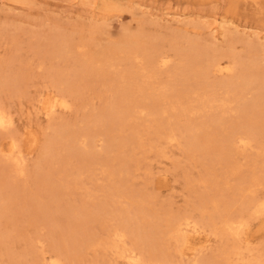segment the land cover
I'll return each mask as SVG.
<instances>
[{"label": "rangeland", "instance_id": "1", "mask_svg": "<svg viewBox=\"0 0 264 264\" xmlns=\"http://www.w3.org/2000/svg\"><path fill=\"white\" fill-rule=\"evenodd\" d=\"M249 57L264 74V0H0V107L10 119L0 129V264H132L120 253L131 249L142 264H225L221 252L236 243L230 264H264V213L231 240L212 233L202 208L253 175V194L264 198L255 141L219 157L241 101L219 83L239 73L227 71L235 58ZM218 59L223 72L205 76L216 101L197 105L199 71ZM88 61L96 77L81 81ZM137 88L143 96L130 97ZM52 96L69 108L48 115ZM125 106L134 118L113 126ZM156 113L162 124L174 119V140L160 137L168 130ZM199 127L204 149L195 151L189 138ZM126 138L140 142L122 146ZM143 204L162 226L158 246L131 225L119 250L91 246ZM184 215L198 223L187 233L194 251L165 228Z\"/></svg>", "mask_w": 264, "mask_h": 264}, {"label": "bare ground", "instance_id": "2", "mask_svg": "<svg viewBox=\"0 0 264 264\" xmlns=\"http://www.w3.org/2000/svg\"><path fill=\"white\" fill-rule=\"evenodd\" d=\"M217 28V27H216ZM216 28L214 30H216ZM218 28L221 29L219 25ZM193 49L194 52H199L202 55V51L199 48L189 47L188 51ZM64 51H67L65 48ZM112 53L113 50H110ZM112 55V54H111ZM107 59V58H106ZM161 63L166 64V60L163 56L160 57ZM258 57H249L248 60H240L238 58L234 59L230 68H227L229 72H237L236 77L231 81L220 82L219 85L229 93H233L235 96H238L241 101L237 104V119L232 121V124L229 128L227 136L223 138V147L220 150L219 157L220 162H225L229 157H231L232 153L236 150L239 143L243 145H248L250 142L255 141L258 145V156L262 160L260 171L264 172V74H261L258 70ZM111 64V62H110ZM189 68L191 65L188 66ZM225 67H223V63L220 59L212 60L209 62V65L205 67V71H199V76L203 79V84L205 86L197 88V92L195 96V103L198 105L210 104L213 100L216 101L215 94L209 95L207 92L208 88L212 90L215 89L212 85H206L205 76L214 72H223ZM96 68L93 66V62L82 63L80 70H78L77 74L80 75L81 81L86 79H91L96 77ZM69 77H64L66 80V84H70L71 80ZM206 82V83H205ZM210 84V83H209ZM209 90V89H208ZM210 91V90H209ZM126 92V88H125ZM139 94L141 97L145 93L143 89L137 88L129 92L130 97L132 94ZM246 95H250V99H245ZM150 99H153V96H146V101L148 102L147 108H152L153 104L150 103ZM131 102L135 99H130ZM136 110L141 109V106L135 105ZM57 108L68 109L69 104L65 97L61 99L57 96H52L50 101L46 105L47 114H53ZM130 106H125L123 111L117 114V117L113 118V126L117 125L118 127H123L126 122L130 120V118H134V113L136 110H130ZM133 112V114H132ZM165 113V111H164ZM155 117L157 125L164 127V130H168L167 132L161 133V138H165L167 141L174 140L172 137V133L178 128L174 126L173 121L167 122L166 124H162L163 120L161 118V114L156 113L153 115ZM216 116L212 117L215 118ZM219 120H221L219 118ZM210 121V120H209ZM211 122V121H210ZM214 123V122H212ZM10 124V119L4 112V110L0 107V129H5ZM188 133V129L184 130ZM202 127L196 128L193 136L190 131V144L191 147L197 150H203L204 147L200 145L203 141ZM132 138H126L121 143L124 146L125 143L129 141L130 143L136 144L140 141L135 138L137 141H133ZM108 142V140H107ZM110 147H113V144H110ZM17 147L13 144L11 145V151H16ZM209 151V150H208ZM235 173H237V168H235ZM250 181L241 187H236L231 190V196L228 198L225 197L224 194L220 196V198H213L211 201L203 203L202 208L204 212L207 213L209 218V226L212 228V233L215 235H224L231 240L240 234V229L246 226L251 220L258 218V216L264 213V198L257 197L253 194V184L255 182L254 175L250 177ZM247 181V180H246ZM1 205L0 208L5 209V202ZM207 208L208 211L206 210ZM127 213H130L128 210ZM156 214L151 211V209L147 208L145 204L140 207L137 206L133 216L129 218V221L126 224H121L116 227L115 230L110 229L108 232V236L106 239H91L89 243L91 246L100 248L105 251L119 250V242H123L128 234L131 232L129 230L128 225L132 226V230L137 231V239L143 241V243L151 246H158L159 239L157 240V230H161L162 226L153 221ZM195 226L192 225L191 218L188 215H184L178 217L172 221H169L165 228H167L169 234L173 235L174 238L177 239L178 242L186 245L185 250L194 251L195 248L189 246L190 240L188 239L187 233L192 229L194 233H197L198 223H194ZM191 232V231H190ZM121 256H124L128 259L132 264H142V260L137 259V255H135V251L131 249L129 252L126 250L120 251ZM241 254V247L236 243L232 244L227 251L221 252V259L225 264H230V259L234 256H239ZM152 264H168L165 259H159L157 257L151 260ZM42 264H59L57 257L50 258L49 261H46L43 258ZM209 264H215L214 261L209 262Z\"/></svg>", "mask_w": 264, "mask_h": 264}]
</instances>
